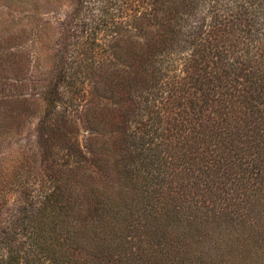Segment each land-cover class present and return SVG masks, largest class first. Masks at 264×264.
I'll return each instance as SVG.
<instances>
[{
    "label": "trees",
    "instance_id": "1",
    "mask_svg": "<svg viewBox=\"0 0 264 264\" xmlns=\"http://www.w3.org/2000/svg\"><path fill=\"white\" fill-rule=\"evenodd\" d=\"M73 3L48 52L0 29V147L34 119L40 158L0 264H264V0Z\"/></svg>",
    "mask_w": 264,
    "mask_h": 264
},
{
    "label": "rangeland",
    "instance_id": "2",
    "mask_svg": "<svg viewBox=\"0 0 264 264\" xmlns=\"http://www.w3.org/2000/svg\"><path fill=\"white\" fill-rule=\"evenodd\" d=\"M20 1L22 0L18 2L16 0H0V29L10 28L13 23H17V20L23 17L20 13L33 9L36 15L34 14L31 18H22L21 20L24 23L28 22L32 26L33 32L39 34L42 31V36L47 40L46 45L43 46V50L45 52L47 49L48 52L57 37V24L55 21L59 19L65 20V13L74 4V0H57V3H53L56 4V7L52 8L54 12L50 14H45L41 11L36 0H32L31 2L34 5L29 4L28 7L22 6ZM39 47L41 46L39 45ZM30 122V124L24 127V131L20 135L11 139V144L5 142L0 147V184H2L0 185V231L7 226L12 228L14 223H16L15 219L19 211L16 210L20 206V187L17 185L18 176L24 173L25 170H31L40 161L37 134L34 127L37 120L32 119ZM11 166H13V171L11 170ZM19 167H21V173L19 172ZM22 175L28 184H34V180L37 181L40 177L39 174L35 175L33 180V175L31 178L30 175H28L29 178L27 175Z\"/></svg>",
    "mask_w": 264,
    "mask_h": 264
}]
</instances>
